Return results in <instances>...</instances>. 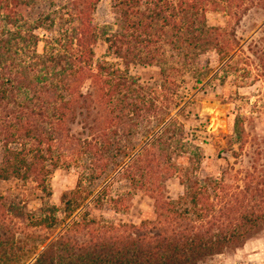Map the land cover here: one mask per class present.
I'll return each instance as SVG.
<instances>
[{
	"label": "trees",
	"instance_id": "obj_1",
	"mask_svg": "<svg viewBox=\"0 0 264 264\" xmlns=\"http://www.w3.org/2000/svg\"><path fill=\"white\" fill-rule=\"evenodd\" d=\"M59 1L0 0V180H30L50 198L49 178L56 169L105 161L112 153V143L102 138L105 130L113 128L117 135L119 128L145 122L153 138L126 170L132 182L134 170L155 181L148 189L156 219L108 224L84 214L32 264H201L264 229V169L260 175L254 167L234 191L212 179H183L185 192L177 200L167 199L154 180L163 164L168 172L176 166L175 145L184 140V126L173 115L182 97L164 95L170 85L177 87L173 74L195 70L210 50L223 58L236 48L225 53L226 34L207 23L209 10L225 8L221 0H113L117 30L106 42L125 70L107 61L94 68L99 39L94 13L100 0ZM225 1L230 8L244 2ZM40 42H45L42 52ZM134 64L160 68L161 93L128 76ZM198 76L201 83L209 75ZM88 80L92 90L84 91ZM93 105L97 114L108 115L96 117ZM110 118L113 124L105 125ZM234 128L240 138L237 120ZM98 167L100 173L90 178H100L107 164ZM82 186L62 194L69 217L85 200ZM40 211L30 213L0 195V264H24L36 253L44 240L30 229H53L59 221L56 207Z\"/></svg>",
	"mask_w": 264,
	"mask_h": 264
},
{
	"label": "rangeland",
	"instance_id": "obj_2",
	"mask_svg": "<svg viewBox=\"0 0 264 264\" xmlns=\"http://www.w3.org/2000/svg\"><path fill=\"white\" fill-rule=\"evenodd\" d=\"M221 3L225 8L207 12V23L223 29L227 41L225 53L230 51L231 46L236 48L223 58L215 50L208 51L200 57L195 70L175 72L173 76L177 87L170 85V89L164 92L170 98H177L176 95L182 97V105L173 115H178L184 126L183 143L175 145L180 150H175L177 153L172 159L176 166L170 169L171 174H167L168 164H163L159 177L154 179L163 185L167 199L177 200L184 194L183 179H212L234 191L243 187L247 174L253 172L254 167L260 175L264 169V69L261 66V61H264V1L244 0L240 6L234 5L233 8L227 6L225 0H221ZM116 17L113 0H100L94 13L99 31V39L94 47V68L98 63L107 61L115 68L125 70L123 62L116 58L106 42L107 35L117 30ZM40 33L48 35L43 31ZM44 46L45 42H40L38 51L42 52ZM206 73L209 76L198 83V75L204 77ZM128 76L161 93L163 76L159 67L130 65ZM88 89L92 90L90 80L84 86V91ZM93 106L96 117L105 118L108 115L104 113V117L100 116L96 106ZM236 120L241 127L240 138L234 128ZM110 122L111 118L105 125L109 126ZM73 127L81 130L78 125ZM112 129L108 128L103 135L101 131L97 132L112 143L111 156L87 168L83 163L80 167L56 169L49 178L53 193L50 198H46L30 180H0V195L30 213L40 214V209L46 205L57 208L59 221L53 229H30L44 241L24 264H32L38 252L43 251L73 220H80L84 214L108 224L139 225L144 220L153 222L156 219L155 200L148 189L155 181L140 177L134 170L136 180L132 182L130 172L126 170L153 137L147 134L145 122L128 126L124 131L119 128L117 135L112 133ZM95 135L101 139L98 134ZM2 150L0 145V159ZM178 151L184 152L180 154ZM104 163L107 168L100 178H90L100 173L98 165L102 167ZM147 181H150V186ZM80 182H83L85 200L69 217L64 210L62 194L78 187ZM216 193L223 195L221 190ZM201 264H264V229L241 246L207 257Z\"/></svg>",
	"mask_w": 264,
	"mask_h": 264
},
{
	"label": "water",
	"instance_id": "obj_3",
	"mask_svg": "<svg viewBox=\"0 0 264 264\" xmlns=\"http://www.w3.org/2000/svg\"><path fill=\"white\" fill-rule=\"evenodd\" d=\"M41 252H42V250L36 254L34 260L37 258V256H38ZM34 260L32 261V263L34 262Z\"/></svg>",
	"mask_w": 264,
	"mask_h": 264
}]
</instances>
